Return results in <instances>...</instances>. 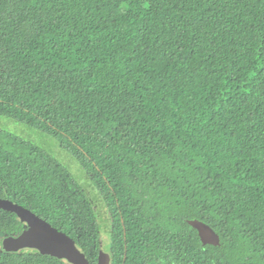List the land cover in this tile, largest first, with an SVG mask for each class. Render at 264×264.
Instances as JSON below:
<instances>
[{
	"label": "trees",
	"instance_id": "obj_1",
	"mask_svg": "<svg viewBox=\"0 0 264 264\" xmlns=\"http://www.w3.org/2000/svg\"><path fill=\"white\" fill-rule=\"evenodd\" d=\"M0 199L115 264H264V0H0Z\"/></svg>",
	"mask_w": 264,
	"mask_h": 264
},
{
	"label": "water",
	"instance_id": "obj_2",
	"mask_svg": "<svg viewBox=\"0 0 264 264\" xmlns=\"http://www.w3.org/2000/svg\"><path fill=\"white\" fill-rule=\"evenodd\" d=\"M0 208L19 217L25 226V230L20 236L4 240L0 246L1 252H31L58 257L66 264H89L72 238L43 218L38 217L30 209L9 199H0ZM189 224L198 231L203 245H221L219 234L208 224L197 219L190 220Z\"/></svg>",
	"mask_w": 264,
	"mask_h": 264
},
{
	"label": "flooded vegetation",
	"instance_id": "obj_3",
	"mask_svg": "<svg viewBox=\"0 0 264 264\" xmlns=\"http://www.w3.org/2000/svg\"><path fill=\"white\" fill-rule=\"evenodd\" d=\"M109 227L110 226L108 223V229ZM24 230H25V226L22 223V228L19 234L9 235V236L3 237L2 239L0 238V246H2L6 238H9V237L16 238L20 236L24 232ZM106 232H109V236H110V242L108 243V247L110 248L111 258L106 259L105 256L103 255V250H102L103 246H102V242L100 239L101 246H100V250L98 253L94 250H91V251L89 250L87 252H81L84 255L85 259L88 260L89 264H115L116 258H115V254L112 248V243H113L112 233L108 231L107 229H106ZM100 234H102L101 229H100ZM13 256H15L16 258H14ZM0 264H66V263L62 261L60 258L54 257V256H46V255H41V254L31 253V252L5 253V252L0 251Z\"/></svg>",
	"mask_w": 264,
	"mask_h": 264
},
{
	"label": "rangeland",
	"instance_id": "obj_4",
	"mask_svg": "<svg viewBox=\"0 0 264 264\" xmlns=\"http://www.w3.org/2000/svg\"><path fill=\"white\" fill-rule=\"evenodd\" d=\"M106 12L108 13H112L113 15H116V8L113 6H106L105 7ZM63 160V162L65 164H67L68 168L77 176H79V178H82V183H84V176L81 175L80 172V168L78 166L77 163H75V161L69 157V155H67L66 153L62 152V151H58L57 153ZM97 205V204H96ZM97 208V206H96ZM100 212H101V208H100ZM104 214L101 213V216H103ZM103 218L108 219L107 217H105V215L103 216ZM103 222V221H102ZM101 222V242H102V250H103V255L105 256L106 259L111 258V252H110V248L108 247V243L110 242V236H109V232H106V229L109 231L108 229V222L105 221L104 223H107L106 226H103ZM110 226V225H109ZM106 228V229H105ZM6 237V236H5ZM1 239L3 237H0ZM112 240V239H111Z\"/></svg>",
	"mask_w": 264,
	"mask_h": 264
}]
</instances>
